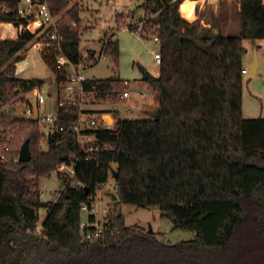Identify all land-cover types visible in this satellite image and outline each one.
<instances>
[{
    "label": "trees",
    "instance_id": "1",
    "mask_svg": "<svg viewBox=\"0 0 264 264\" xmlns=\"http://www.w3.org/2000/svg\"><path fill=\"white\" fill-rule=\"evenodd\" d=\"M50 1L54 13L62 14L64 54L82 62L80 6ZM183 1L142 4L146 16L140 22L161 39L159 74L142 66V79L157 93L158 116L123 118L116 109L114 127L97 131L111 148L89 158L68 129L51 134L44 149L38 121L27 117L10 121L20 124L22 138L16 151L1 157L13 102L46 81L17 73L37 34L27 29L0 39V264H264V117L243 115L244 40L264 39V0H240L237 35L223 34L219 22L190 21L179 10ZM14 15L0 10V22L18 24ZM38 39L48 41L45 33ZM105 52L118 61L115 34L106 37ZM42 56L61 84L67 65L57 52ZM93 82L97 97L116 98L126 88L117 76ZM85 87L91 89V82ZM77 112L75 105L60 107L58 125L68 126ZM27 139L32 156L20 161ZM64 161H75L74 177L60 174L59 197L42 200L41 177ZM111 170L118 173V197L109 224L119 232L85 240L81 203L96 195ZM122 202L159 205L175 227L195 229L197 235L167 242L154 230L125 225ZM43 207L47 216L39 225Z\"/></svg>",
    "mask_w": 264,
    "mask_h": 264
},
{
    "label": "rangeland",
    "instance_id": "2",
    "mask_svg": "<svg viewBox=\"0 0 264 264\" xmlns=\"http://www.w3.org/2000/svg\"><path fill=\"white\" fill-rule=\"evenodd\" d=\"M236 1L233 0V3L235 4ZM143 2L144 0H73L71 2V5L78 4L81 9L79 27L82 31L81 53L82 62L86 67V75L89 78L98 79L117 76L131 81L132 96L128 103L132 107L130 111L126 110L127 104L119 103V94L116 98L104 99L91 94L90 97H85L86 102L82 105L87 108L88 112L99 115L101 111L110 112L111 109H118L123 118H144L150 117V110L157 109V93L148 82L142 79V66L152 73L159 72L160 65L154 60V50L161 49L160 42L152 38H143L139 34L142 28H138V32L129 28L130 23L137 24L146 16V10L142 6ZM203 2L198 3L196 18L189 19L190 21L199 19L208 26H211L213 22H219L223 34H239L240 31L236 28L226 29L222 26V13L219 5H216L219 4V0H203ZM223 3L225 4V2ZM232 15L235 20V9ZM12 27L14 24L4 26L3 29L0 28L2 30L0 38L4 36L5 32H11ZM149 30L152 31L151 28ZM112 34H115L119 40V59L117 62L112 54L105 52L106 37ZM244 44L247 47L244 67H247L248 72L244 74L243 115L245 117H264V42L257 47L260 65L258 73L255 75L249 73L255 59L254 47L250 39H245ZM44 52H56V50L51 44L39 40L37 35L27 47L24 52L25 58L17 63V67H20L22 75L28 78H40L46 81L41 87L46 97V102L41 111L42 113L57 115L60 107L59 101L65 96V92L62 91V85L56 79L55 71L44 60L42 56ZM25 99L38 106L32 94L26 93ZM25 99L15 100L9 115L6 116V121L9 122L5 132L7 140L2 149L8 144L15 147L19 145L18 142L22 138L20 136V124L17 121L12 123L10 121L25 116L23 105ZM98 110L100 111L98 112ZM42 147L47 149V145L43 142ZM62 181L57 170L42 176L40 179L42 200L57 199L62 189L60 188ZM115 184L116 178L111 170L108 180L101 183L96 191V200L99 203L98 219L103 222H105L106 216L110 219L116 213V200L113 199L112 195L115 192ZM119 209L123 214L125 225L139 226L143 230L152 228L160 238L167 242L192 239L197 235L195 229L175 227L173 219L163 215L159 205L143 207L134 203L122 202ZM47 211L46 207L41 208L39 225L47 216Z\"/></svg>",
    "mask_w": 264,
    "mask_h": 264
},
{
    "label": "built area",
    "instance_id": "3",
    "mask_svg": "<svg viewBox=\"0 0 264 264\" xmlns=\"http://www.w3.org/2000/svg\"><path fill=\"white\" fill-rule=\"evenodd\" d=\"M0 10L3 13H14V18L19 20L18 24H16L14 20L10 22L11 24H14L15 27L14 37L18 36L19 33L27 29L37 34L38 37L45 33L48 39L47 43L53 45L57 52L58 60L67 65L66 77L61 83L62 91L65 92V96L60 99L59 103L60 107L68 105L77 106V119L72 120L68 126L65 124L58 125V121L60 119L59 111L57 115L42 113L41 108L46 102V97L39 86L28 92L29 94H32L33 98L35 97L38 106H35L28 99H25L23 102L25 110L24 117L36 119L38 121L40 131L43 136L42 142L48 146L47 140L51 134L56 131L68 129L76 135V141L87 153V158L91 156V153L101 148H111L109 143L104 142L99 138L97 131L100 129H112L115 125L116 118L115 120L113 119V121H109L103 114L105 112L96 115L88 112L87 108L82 106L86 102L85 97H90L91 94L96 96L97 85L93 82V79L95 78H89L86 75V67L83 62H72L62 50L61 43L63 40V34L60 30V20L62 14L54 13L50 0H0ZM72 24L77 27L76 21H73ZM135 25L137 26L135 30L136 32H138V28H142V30L139 31V34L143 38H152L158 42L161 41L160 36L156 32L150 31L144 25V22H139ZM154 60L157 64L161 65V49L154 50ZM247 72V67H244L243 73L245 74ZM86 81L91 82V89L85 87ZM125 86V90L119 93V103L124 102L127 104L126 110L130 111L132 107L128 103L132 96L131 81L125 79ZM102 99L104 98L102 97ZM6 107L8 106H2V108ZM109 111L115 117V109H111ZM5 113H7V108L5 109ZM14 151H16L15 146L8 144L1 151V157L3 159H7V155ZM56 170L65 179H71L75 175V161H64L58 165ZM98 205L99 203L97 202L96 195L94 194L89 195V197L81 203V215H87L86 220L81 219L80 222V229L85 240L99 241L104 239L108 233L114 234L119 232V228H114L109 224L111 221L107 216L105 217V222L98 219Z\"/></svg>",
    "mask_w": 264,
    "mask_h": 264
},
{
    "label": "crops",
    "instance_id": "4",
    "mask_svg": "<svg viewBox=\"0 0 264 264\" xmlns=\"http://www.w3.org/2000/svg\"><path fill=\"white\" fill-rule=\"evenodd\" d=\"M203 2V0H199V2ZM219 4H216L217 6L219 5V8H220V11L222 13V26H224L226 29H233V28H236L238 31H240V0H237L236 3L234 4L233 3V0H225V1H222V0H219ZM198 2V3H199ZM225 2V4L223 3ZM221 3V4H220ZM204 4V2H203ZM202 4V5H203ZM197 7H198V4L196 6V12H197ZM218 8V9H219ZM235 9V20H234V17H233V11ZM197 16H198V13H197ZM14 30L13 29L11 32H5L4 36L1 37L0 39H3V38H6V37H14L15 34H14ZM9 34V36H8ZM1 36V35H0ZM251 43H252V46L254 47H258L262 42H264V39H256V40H251ZM23 60V59H22ZM21 60V61H22ZM20 61V62H21ZM17 73L20 77H24V78H28L24 75H22L21 73V69L20 67H17ZM154 74H158V72H153ZM258 73V72H257ZM91 110V109H90ZM100 110H98L99 112ZM151 111V110H150ZM104 111H101L99 112L100 114L103 113ZM105 116L106 115H111L112 116V119L115 120V117L113 116V114L111 112H106L103 113Z\"/></svg>",
    "mask_w": 264,
    "mask_h": 264
},
{
    "label": "water",
    "instance_id": "5",
    "mask_svg": "<svg viewBox=\"0 0 264 264\" xmlns=\"http://www.w3.org/2000/svg\"><path fill=\"white\" fill-rule=\"evenodd\" d=\"M255 51V59H254V62L252 63L250 69H249V73L252 74V75H255L257 74L258 72V68H259V65H260V59H259V54H258V48L255 47L254 49ZM159 114V110L158 109H154V110H151L150 111V117H156L158 116ZM31 150H30V146H29V140L27 139L21 149H20V161H29L31 159ZM113 175L114 177L116 178L118 176V173L117 172H113ZM64 187V181H62L60 183V188H63ZM117 194L116 193H113V199L116 200L117 199ZM87 218V215L86 214H82L81 215V219L82 220H86ZM150 230H153L152 228Z\"/></svg>",
    "mask_w": 264,
    "mask_h": 264
},
{
    "label": "bare ground",
    "instance_id": "6",
    "mask_svg": "<svg viewBox=\"0 0 264 264\" xmlns=\"http://www.w3.org/2000/svg\"><path fill=\"white\" fill-rule=\"evenodd\" d=\"M198 2H199V0H184L180 5L179 10L182 13V15L187 17L188 19H190V20L195 19L196 18V6H197ZM8 25H11V23L0 22V28H2V29L4 28V26H8ZM12 29H14V27H12ZM1 33H2V30H0V35H1ZM105 117L109 121H112L111 115H106ZM57 194H59V193H57Z\"/></svg>",
    "mask_w": 264,
    "mask_h": 264
}]
</instances>
